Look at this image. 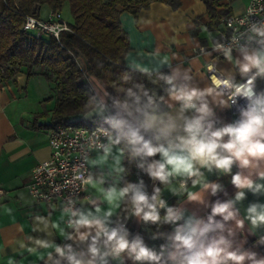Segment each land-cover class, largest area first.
<instances>
[{
  "label": "crops",
  "instance_id": "1",
  "mask_svg": "<svg viewBox=\"0 0 264 264\" xmlns=\"http://www.w3.org/2000/svg\"><path fill=\"white\" fill-rule=\"evenodd\" d=\"M177 1L175 7L164 1H151L135 14L118 7L119 20L129 44L124 62L128 67L143 72L166 69L167 79L171 78L177 88L187 86L205 91L204 100L213 113L209 119L214 121V128L235 123L243 118L241 110L232 113L221 91L207 79L205 65L211 63L219 73L232 80H241L253 70L244 74L240 66L245 62L246 54H261L259 51L235 50L226 55L213 50V45L225 32L222 19L228 15L241 14L249 0H214L210 10L204 0ZM89 83L99 99L105 101L102 84L95 79L89 80ZM52 94L51 83L40 74L27 78L24 73H19L12 80L0 82V190L3 191L0 195V264H53L56 259H60L55 253V246L63 247L65 242L71 245L80 242L75 230L65 224L67 214L61 203L58 200L51 203L34 201L27 188L33 167L50 155L49 129L42 126L49 122L54 105ZM162 101L167 109L153 115L165 122L169 117L173 118L177 129L168 139L157 138V129L152 131L156 143L167 146L169 140L178 143L176 137L185 133L182 131L183 120L179 119L180 103L172 98L171 92ZM193 114L192 109L184 112L189 117ZM88 164L92 183L87 185L80 199V210L91 211L100 217L111 210L112 215L108 217L111 227L119 226L117 219L121 215L127 220L125 229L128 237L132 240L138 236L146 247L153 249L157 232L162 230L167 214L153 230L141 226V217L131 212L130 193L115 199L111 204L105 199V192L109 188L119 192L133 177V174L128 180L124 177L121 148L111 140L104 150L93 153ZM195 166L199 167L198 164ZM200 171L202 176L195 177V180L199 179L195 185L191 181L181 187L179 180L186 176H173L169 183H162L159 187L158 198L165 202L164 209L172 208L181 216L175 223L169 222L171 226L176 230L189 219L207 223L211 208L217 201H232L234 218L223 221L222 217L216 216L214 219L222 222L224 229L208 233V238L223 235L230 241V251L254 254V260L264 259V223L253 225L248 212L253 204L264 206V177L260 175L264 173V160L256 161L254 167L243 169L234 163L230 173L215 168L211 171L200 168ZM238 172L249 177L253 187L261 185L259 191L239 189L233 185L232 176ZM213 183L220 185L215 195L211 188L204 187L205 184ZM151 184V195H154L158 179L151 177ZM238 192L244 193L239 200L236 199ZM190 194L197 195L199 199H190ZM97 208L100 209L98 213ZM37 240L46 241L50 246L41 247L36 244ZM167 246L169 264H180L181 257L177 260L170 258V254L176 252L172 239ZM86 249L82 251L86 252ZM90 258L85 256L86 260ZM104 260L107 264H137L127 252L121 253L119 257L109 255ZM99 262L102 261L97 257L95 264ZM228 264L233 262L229 261ZM243 264H253V260L246 259Z\"/></svg>",
  "mask_w": 264,
  "mask_h": 264
},
{
  "label": "clouds",
  "instance_id": "2",
  "mask_svg": "<svg viewBox=\"0 0 264 264\" xmlns=\"http://www.w3.org/2000/svg\"><path fill=\"white\" fill-rule=\"evenodd\" d=\"M28 28L33 24L29 23ZM264 37V28L254 29ZM55 32L56 30L53 29ZM57 36L59 35L56 32ZM230 53H226L228 55ZM244 63L240 66L241 73L247 74L255 68L256 74L251 76L244 84H234L231 80L218 79L212 77V82L217 88L234 89L233 97H243L249 101L246 110L242 109V119L235 123L223 127L214 128V121L209 119L212 111L204 100L205 91L196 88L173 86L170 90L171 96L178 101L181 106L179 119L183 120L182 131L185 135L177 136L178 143L169 140L167 146L164 144H153L151 140L145 138L143 133L157 129L158 137L168 139L172 132L177 129L175 120L171 117L165 122L156 115L144 113L142 120L133 116L128 111L127 104L121 105L132 119L118 116L112 120L114 127L120 130V135L132 146L135 156L155 157L159 154V159H154L147 165L148 174L161 183H169L170 177L186 176L201 177L200 168L211 171L213 168L221 170L223 173H230L234 163H238L240 168L255 166L256 161L264 160V93L256 95L253 88V81L257 75H264V54L245 55ZM208 70L212 71L213 66L209 65ZM172 84V79H168ZM151 103V98L149 100ZM235 102V101H234ZM192 109V116H185V110ZM137 111H140L137 109ZM227 137L225 140L224 138ZM199 165L196 167L195 165ZM140 167H144L143 164ZM264 177V173L260 174ZM81 179V177H77ZM84 183H92L91 177ZM199 183V179L193 180V185ZM232 183L239 189H252L259 191L261 185L253 187V181L249 177L236 173L232 176ZM184 185L181 184V187ZM205 188H211L213 195L216 194L220 185L205 184ZM156 195L151 197L143 191V183L128 184L119 192L115 188H109L105 192V199L111 204L117 198H123L131 193V203L134 215L141 217L143 221L156 223L160 220L157 205L165 207V202L159 199L160 189L155 190ZM244 196L243 192H238L236 199ZM190 199L197 200V195L190 194ZM232 201H217L211 208V215L207 223L202 220L189 219L185 224L179 225L175 234L171 237L176 252L170 254V258L177 260L181 257L180 264H243L248 260H253V264H264V259L254 260V254L238 251H230V241L223 235L218 238H208V233L217 229H224V224L214 218L220 216L223 221L234 218L231 210ZM259 208V211H258ZM99 208L96 209L98 213ZM64 212L70 216L68 226L73 228L79 241L88 242L85 251H74L71 245L64 247L55 246V253L60 259H56L53 264H61L64 259L68 264H95L99 257L102 264H107L104 257L112 255L119 257L121 253L127 252L135 261H149L159 264L161 256L146 247L140 237L128 239V232L123 225L111 227L108 217L112 211H107L103 217L94 215L91 211L84 212L79 209L65 208ZM249 218L253 225L264 223V206L253 204L249 209ZM165 219L175 223L181 219L180 214L172 208L167 209ZM242 225V222H237ZM55 226V225H54ZM85 229V231H81ZM94 230V234H93ZM231 234V233H230ZM72 237L69 235V239ZM36 244L41 247H49L46 241L37 240ZM88 255L91 258L85 259ZM51 259V253L48 254Z\"/></svg>",
  "mask_w": 264,
  "mask_h": 264
},
{
  "label": "trees",
  "instance_id": "3",
  "mask_svg": "<svg viewBox=\"0 0 264 264\" xmlns=\"http://www.w3.org/2000/svg\"><path fill=\"white\" fill-rule=\"evenodd\" d=\"M151 1H164L173 7L178 5L177 0H0V82L12 80L19 73H24L27 78L42 75L51 83L54 99L49 122L42 127L51 129L71 124L107 128L111 140L122 150L124 177L128 180L138 165L139 181H142L143 191L150 202L152 184L146 169L159 154L145 158L133 155L132 146L120 135L112 120L118 116L132 119L121 107L124 104L140 120L144 113L165 111L167 106L162 99L175 86L168 83L166 69L143 72L128 67L124 62L129 44L119 20L118 7L135 14ZM204 1L210 10L214 0ZM64 3L69 4L73 21L68 23L69 30L62 31L58 39L51 35L36 37L23 29L26 16L40 18L39 10L43 5L48 6L51 12H60ZM91 79L102 84L105 104L99 103L98 95L90 86ZM143 134L157 144L152 130ZM141 164L144 167H140ZM161 184L158 180L157 188ZM157 209L161 218L167 214L166 209ZM161 218L156 223L145 222L141 218V226L156 230ZM174 233V228L167 221L157 232L155 246L150 250L161 256L159 264H169L167 243ZM87 243L80 241L71 245L65 242L63 247L71 245L73 249L82 251L87 248ZM62 263L67 261L62 259ZM136 263L155 264L149 261Z\"/></svg>",
  "mask_w": 264,
  "mask_h": 264
},
{
  "label": "built area",
  "instance_id": "4",
  "mask_svg": "<svg viewBox=\"0 0 264 264\" xmlns=\"http://www.w3.org/2000/svg\"><path fill=\"white\" fill-rule=\"evenodd\" d=\"M222 22L225 32L222 38L213 45V50L218 54L230 51H259L264 54V37L260 36L254 29L264 28V0H249L241 14H232L224 17ZM29 23L33 24L28 28ZM23 29L36 37L40 35H51L58 39L60 33L69 30V24L63 21L60 12H51L46 19L26 16ZM53 29L56 31L54 32ZM56 32L59 33L57 36ZM208 63L205 65V74L209 82L216 76L221 80H231L234 84H244L256 74V69L241 80H232L224 77L213 66L209 71ZM260 84V86H258ZM217 88V87H216ZM254 92L257 96L264 93V75H257L253 81ZM223 94L232 113L247 108L249 101L243 97H233L234 89L217 88ZM99 98V97H98ZM235 101V102H234ZM101 105L106 100H100ZM111 142V135L107 128L102 126H75L57 125L48 131V145L50 147L49 157L37 163L31 173L27 184L31 198L37 202L51 203L58 200L61 207L77 210L81 208L80 199L89 183H84L89 177L92 179V172L88 161L94 152L104 150ZM128 143V142H127ZM133 177L128 184H140L139 166L135 165ZM77 177H81L78 179ZM195 177H186L179 180V184L185 187ZM3 193L0 190V195ZM131 195V193H130ZM162 200V199H161ZM157 208H160L157 205ZM131 212H134L133 205ZM70 216L67 214L65 224L67 227ZM118 225L127 226L126 218L118 216ZM70 228V227H69Z\"/></svg>",
  "mask_w": 264,
  "mask_h": 264
},
{
  "label": "rangeland",
  "instance_id": "5",
  "mask_svg": "<svg viewBox=\"0 0 264 264\" xmlns=\"http://www.w3.org/2000/svg\"><path fill=\"white\" fill-rule=\"evenodd\" d=\"M51 10L48 8V6L43 5L39 12L40 18H46ZM61 17L63 18V21L66 23H72L73 18L71 15L70 7L68 3H64L60 9Z\"/></svg>",
  "mask_w": 264,
  "mask_h": 264
}]
</instances>
